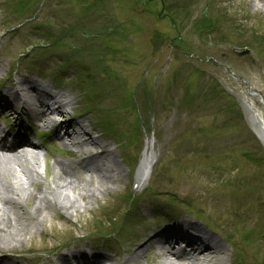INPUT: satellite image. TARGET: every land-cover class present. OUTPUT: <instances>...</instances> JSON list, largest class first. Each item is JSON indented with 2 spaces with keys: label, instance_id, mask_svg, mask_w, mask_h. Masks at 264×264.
Returning <instances> with one entry per match:
<instances>
[{
  "label": "rangeland",
  "instance_id": "1",
  "mask_svg": "<svg viewBox=\"0 0 264 264\" xmlns=\"http://www.w3.org/2000/svg\"><path fill=\"white\" fill-rule=\"evenodd\" d=\"M15 4L0 0V73H6L7 65L25 73L54 71L66 59L60 53L70 55L66 77L75 75L83 82V88L70 89L76 114L71 119L87 125L88 132L94 130L90 137L106 144L112 162L96 159H102L107 174L113 169L119 176L105 180L104 190L94 197L75 195L84 212L68 217L55 206V212H45L44 228L32 220L34 233L27 231L20 244L8 243L24 252L20 264H56L52 251L69 239L79 245L106 243L105 253L121 263L166 228L149 231L164 221L151 215L158 208L169 215L172 210L193 213L221 235L228 232L227 241L234 238L236 243L228 257L232 264H264V150L250 130L247 109L215 81L228 79L229 68L243 78L249 71L264 74L263 0H26L22 11ZM168 11H176L171 22ZM75 25L78 32H62ZM49 33L61 37L53 42L54 49L45 45ZM242 49L250 53L237 56ZM229 53L234 60H225ZM79 65L83 74L74 73ZM85 74L90 76L83 80ZM147 100L155 111L158 161L151 183L159 196L130 201L125 177L140 144L136 132ZM46 147L49 152L39 160L46 154L49 159L40 162L35 175L41 181L29 190H45L54 161L73 165L95 151L86 145V154L72 158L55 144ZM77 171L87 178L80 166ZM79 186L86 190L92 185L84 181ZM26 200L30 204L33 197ZM219 203L232 212L220 213ZM125 218L128 227H122ZM124 244L128 250L116 248ZM138 256L131 264H160L163 253L152 261L147 253Z\"/></svg>",
  "mask_w": 264,
  "mask_h": 264
},
{
  "label": "bare ground",
  "instance_id": "2",
  "mask_svg": "<svg viewBox=\"0 0 264 264\" xmlns=\"http://www.w3.org/2000/svg\"><path fill=\"white\" fill-rule=\"evenodd\" d=\"M24 84L25 82L22 79L18 80V89L15 95L16 99L23 103V109L25 111L32 112V115L36 117L37 121L45 126H50V128L55 126L58 128L61 126L67 128L71 126L66 118L55 120L57 117L67 112L66 107L69 105V102H64V95L57 97V99H55V97L51 98L47 96V94L34 96L30 94L29 90L25 89ZM0 107H2V111L0 112L2 113L1 115H6L7 110H13L12 103L7 99V96L1 94ZM77 127L83 134L85 142L95 146V149H97L94 155L89 156L88 159L81 164L87 173V178L83 179L79 177L78 179H73L76 168L67 167L58 162H54L52 178L49 181L50 183L46 185L44 191L41 188H38L37 191L28 189L34 184L39 185V181L33 176L34 174L32 172L37 171L39 168V151L33 148H25V146L33 147L32 144L25 143V141L13 145L11 143H0V252L5 253L4 257L0 258V264H18V262L9 257L19 252L17 249L18 246H8V243H10L9 245L20 244L26 239L25 234L27 235V231H29L30 234L34 233L33 227L30 224L32 220H35L34 224H38L41 228H44L43 223L46 218V213L48 211L55 212V206L66 213L68 217H71L73 214L78 215L80 210L83 209L84 212L86 209L85 206L76 201V196L80 197L82 200L88 196L94 197L95 192L104 190L103 184L105 180L109 178L116 180L119 178L115 170L111 169L109 174H107L106 169H104L102 165L93 162V158L96 155L103 156V158L107 157V162H111V157H108L110 152L103 148L104 145L102 143L93 138H89L83 125L78 123ZM63 138L67 140L71 146H80V143L83 142L72 141L70 134L66 132H64L63 136L58 140L62 141ZM150 163V159L145 158L143 161V164ZM27 165L31 167V170L27 168ZM84 181L92 185L86 189L87 191L79 186L80 183ZM27 185L28 187H26ZM17 193L23 194L27 199L30 195L33 197L32 203L29 204L27 200L25 201V205L29 210L24 212L13 198L14 196H11ZM26 198H24V200ZM219 205L223 207L222 209L221 207L219 208L220 212L226 210L230 212L231 209L228 205L222 203H219ZM51 222L52 221L49 222L50 225H52ZM185 224L202 232L204 237H208L202 228L196 226L193 222L184 221H179L175 225V229L163 230L161 233L154 235L146 241L145 246H147V248L154 246L159 252L164 250L166 255L162 260V264H175L171 262L170 258L183 259V257L191 264H199L197 263L198 257L201 259L200 264H223L224 261L231 256V253L217 242L211 246L197 248L195 241L190 240L188 241V246L191 247L190 252H172L165 249L166 246L169 247L170 243L182 238L177 234L176 228H182ZM42 232L45 233V230L42 229ZM234 241L233 238L230 245L236 244ZM126 246L127 245H123L121 250H128ZM145 246H138L133 256L128 254V256L124 258L125 264L134 263V261L137 262V258L139 257L138 254L144 256L145 250L141 247ZM86 258V255L82 253L64 252L58 254L56 259L58 262L57 264H80ZM93 258L97 260L95 264H111L108 263L109 258L106 257V255L97 254L93 256ZM155 258V254L152 252L149 253L150 260H155Z\"/></svg>",
  "mask_w": 264,
  "mask_h": 264
}]
</instances>
